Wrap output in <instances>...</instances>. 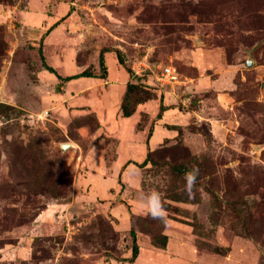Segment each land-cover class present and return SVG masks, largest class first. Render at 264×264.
Here are the masks:
<instances>
[{"label": "rangeland", "instance_id": "1", "mask_svg": "<svg viewBox=\"0 0 264 264\" xmlns=\"http://www.w3.org/2000/svg\"><path fill=\"white\" fill-rule=\"evenodd\" d=\"M41 46L62 77L106 51L108 76L60 79ZM168 65L180 83L124 118L133 66ZM0 103V264H264V0H0ZM177 163L203 169L188 203ZM152 189L167 227L136 203Z\"/></svg>", "mask_w": 264, "mask_h": 264}, {"label": "trees", "instance_id": "2", "mask_svg": "<svg viewBox=\"0 0 264 264\" xmlns=\"http://www.w3.org/2000/svg\"><path fill=\"white\" fill-rule=\"evenodd\" d=\"M39 53H40V58H41L43 66L49 72L56 74L58 78L60 79H64L66 81H70L75 78H81V77H96V78L106 79L108 76V69H107V65L105 61L106 51L101 52V55H100V68H101L100 71L103 72L102 74L98 72L93 73L91 71H85L82 74L69 76L65 78L60 76L57 73V71L47 63V60L45 58L44 51H43V46L40 47ZM116 54L118 56L119 63L125 67L126 62H125V57H124L123 52H121L120 50H117ZM128 72H130V70H128ZM152 85H153V82H150L147 79L142 78V77H135V79L129 81L126 84V90L123 94L121 106H120L122 116L124 118L127 119V118L132 117L137 112L138 108L141 105L155 98V94L153 92L154 91L153 86L155 85L153 86ZM165 110L166 108L162 106L161 112ZM15 111L16 110L13 106L6 104V103H0V117H5V116L10 117V115L14 113ZM138 130H143V127L138 125ZM147 146H148V158L144 162L145 165H147L148 163H151L149 158L152 155V151L151 149H149V145ZM192 167H197L199 169L201 176L203 175L202 167H199L198 165H194L191 163L182 164V165L178 163L170 164V165L168 164L167 167L165 168L164 173H165L166 178H168L167 179L168 180L167 191L169 192L168 195L172 200L177 201V202H185V203H188L190 201V197H188L187 194L180 191L179 184L181 182V178L184 175V173ZM56 184L60 187L57 190H62V187H65L64 181H63V184L61 181H56ZM220 204L223 206L222 202ZM164 206L167 210L168 209L176 210V208H173L174 206H172L171 204H168L167 202H164ZM234 207L235 206H232L231 204L227 205L228 210L235 209ZM131 235L133 238L132 257L129 260H125L127 262H135L139 256V246L137 244L136 231L134 228H132L131 230ZM167 244H168L167 235L162 234L160 238H155V237L152 238V245L158 249L165 250L167 248Z\"/></svg>", "mask_w": 264, "mask_h": 264}, {"label": "clouds", "instance_id": "3", "mask_svg": "<svg viewBox=\"0 0 264 264\" xmlns=\"http://www.w3.org/2000/svg\"><path fill=\"white\" fill-rule=\"evenodd\" d=\"M199 175L200 172L197 167H192L187 170L181 178V182L179 184L180 191L191 196L194 188L196 187ZM136 203L144 215L167 227V209L164 206L159 191L152 189L150 191L140 193Z\"/></svg>", "mask_w": 264, "mask_h": 264}, {"label": "built area", "instance_id": "4", "mask_svg": "<svg viewBox=\"0 0 264 264\" xmlns=\"http://www.w3.org/2000/svg\"><path fill=\"white\" fill-rule=\"evenodd\" d=\"M134 70V77H143L145 74H143L142 71L136 68V66H133ZM146 72H151L153 74V78L155 79V82L153 85H158L160 87H173L180 83V76L176 69L172 66H158V70H155L154 67L151 66H145ZM30 118H34L33 115L30 116Z\"/></svg>", "mask_w": 264, "mask_h": 264}, {"label": "crops", "instance_id": "5", "mask_svg": "<svg viewBox=\"0 0 264 264\" xmlns=\"http://www.w3.org/2000/svg\"><path fill=\"white\" fill-rule=\"evenodd\" d=\"M53 68V67H52ZM61 76V75H60ZM66 77H69V76H66ZM65 78V77H64ZM98 79H101V78H98ZM64 80V79H63ZM103 80H105V79H103ZM71 81V80H70ZM142 106V105H141ZM160 129L161 128V125H158L157 126V129ZM156 133V132H155ZM161 136H163V134L161 133L160 134ZM158 138H159V136L158 137H156L155 135H153V136H151L150 137V142H149V144H147V145H149V148L151 149V151H153L152 149H154L155 148V146L157 145V142L159 141L158 140ZM147 151H148V146H147Z\"/></svg>", "mask_w": 264, "mask_h": 264}, {"label": "water", "instance_id": "6", "mask_svg": "<svg viewBox=\"0 0 264 264\" xmlns=\"http://www.w3.org/2000/svg\"><path fill=\"white\" fill-rule=\"evenodd\" d=\"M248 65H249V66H252V62L249 61ZM69 147H70V144H69V145H65V146H63L62 149H63L64 151H66L67 148H69Z\"/></svg>", "mask_w": 264, "mask_h": 264}]
</instances>
